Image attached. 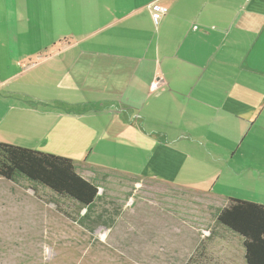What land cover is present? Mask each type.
<instances>
[{"label":"crops","instance_id":"1","mask_svg":"<svg viewBox=\"0 0 264 264\" xmlns=\"http://www.w3.org/2000/svg\"><path fill=\"white\" fill-rule=\"evenodd\" d=\"M0 143L69 158L92 183L106 172L211 196L194 213L216 223L231 198L264 206V0H0ZM41 209L46 234L85 246L73 264H186L202 239V217L155 231L129 212L98 252L70 239L89 227ZM230 233L224 261L211 255L223 239L203 242L205 264H246ZM155 234L173 253L153 254Z\"/></svg>","mask_w":264,"mask_h":264},{"label":"rangeland","instance_id":"2","mask_svg":"<svg viewBox=\"0 0 264 264\" xmlns=\"http://www.w3.org/2000/svg\"><path fill=\"white\" fill-rule=\"evenodd\" d=\"M12 72L15 71L12 70ZM94 184L99 187V191L104 190L112 193L103 194L89 209L88 219L84 220L82 219L84 211L82 206L51 194L47 189L31 183L23 177H18L14 182L0 177V264L74 263L77 251L84 249L85 246L70 245V243L59 244L63 240L56 239V236L61 237L57 230V233L50 230L46 234L47 223H50V219L46 214L48 211L41 209V206L44 205L53 206L54 209L56 206L57 213L65 216L67 213L69 218L76 222V225L89 227L92 235L84 232L80 234L78 230H74L69 231L75 233L71 234L72 238L70 239L85 241L86 237L94 238L96 247L93 248H97L96 242L99 239L103 236L106 237L107 227L105 225L115 226L117 223L115 219L118 220L120 216H126L129 212L133 214L135 222L140 225H149L148 227H153L155 231L162 229L166 223L175 224L179 220L187 222L193 221V217H202L204 221H199L200 226L195 223L198 234L202 238L200 244L208 241V246L214 248L213 243L216 239H223L217 243L215 247L217 251L212 252L211 255L218 262L226 259L225 243L227 240L234 239V236L215 222L212 211L203 214L194 213L196 209H198L197 211H204L203 208L212 209L216 202L211 196L179 189L157 181L106 172L97 173ZM99 216L101 219H98ZM49 232H54V235L51 234L54 243ZM110 237L114 238V235L109 233L107 238L111 239ZM152 241L155 243L152 250L154 255L163 256L164 253L167 255L169 252L173 253L170 251L171 247L168 246V243L163 246L164 242L158 234L154 235ZM200 244L194 253L202 249ZM106 249L109 248L106 247ZM97 250L99 252V248ZM203 255V261L207 260L209 255L204 253Z\"/></svg>","mask_w":264,"mask_h":264},{"label":"trees","instance_id":"3","mask_svg":"<svg viewBox=\"0 0 264 264\" xmlns=\"http://www.w3.org/2000/svg\"><path fill=\"white\" fill-rule=\"evenodd\" d=\"M0 177L12 182L23 177L88 209L98 198L99 187L78 174L73 160L5 143H0ZM217 223L243 239L246 264H264L263 205L231 198L219 210ZM202 244L186 264H205Z\"/></svg>","mask_w":264,"mask_h":264},{"label":"built area","instance_id":"4","mask_svg":"<svg viewBox=\"0 0 264 264\" xmlns=\"http://www.w3.org/2000/svg\"><path fill=\"white\" fill-rule=\"evenodd\" d=\"M154 10L156 12H158V13H164V11H165L164 9H162V8H160L158 6H154ZM157 87H158V84L157 83H153L152 88L153 89H157Z\"/></svg>","mask_w":264,"mask_h":264}]
</instances>
